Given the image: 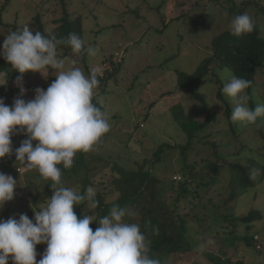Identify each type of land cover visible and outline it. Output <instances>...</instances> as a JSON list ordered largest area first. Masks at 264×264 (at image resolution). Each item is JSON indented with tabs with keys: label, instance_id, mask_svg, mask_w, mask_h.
<instances>
[{
	"label": "rangeland",
	"instance_id": "rangeland-1",
	"mask_svg": "<svg viewBox=\"0 0 264 264\" xmlns=\"http://www.w3.org/2000/svg\"><path fill=\"white\" fill-rule=\"evenodd\" d=\"M44 1L46 0H10L3 7L5 0H0V21L3 24H27L38 9H44L43 21L51 28L53 20L60 13L59 3L56 1V7L54 1H50L44 6ZM67 1L70 3L69 10L83 17L85 45L99 50L96 56L87 57L89 71L101 75L104 69H111L107 60L110 55L120 61L117 82H110L103 89L97 88L93 96L98 107L107 114L110 123V131L91 151L85 153L92 168V188L95 192L111 189L109 183L114 175L112 165L117 164L130 170H137L144 165L148 169L152 155L160 144H186L185 135L175 121L174 113L177 114V108L182 109L185 117L189 119L199 121L204 115L200 101L191 98L185 90H177L176 73L189 75L194 72L210 56L213 38L230 32L229 25L234 16L248 13L253 17L260 34L264 36V0ZM51 3L53 5L49 8ZM9 32L7 28H0V47ZM80 58L79 55L71 53L63 59L66 67H72L71 61L74 60V66L80 67L85 73ZM54 71L49 69L47 77L32 72L24 75L23 87L26 91L23 99H33L37 88L46 90L55 79ZM230 75L227 69H214L208 78L201 81L197 93L217 118L205 131L197 135L194 146L204 147L201 148L203 151L216 139L219 143L217 151L227 156L226 158H229L230 153L248 146L253 151L246 150L247 154H243L245 156H242V162L244 158L252 157L256 163L261 164L264 161V117L250 128H244L247 123L237 122L235 128L237 127L238 132L241 131L240 139L231 133L225 118L223 101H227L234 108V104L222 94V87ZM15 82H6L12 87L14 98L20 91ZM250 87L246 90L250 97L249 102H255L256 106L264 103V66L257 71L255 82ZM206 149L208 153L192 155L194 159L191 163L196 164L194 173H199L203 167V154L207 157L214 151L211 146ZM179 153L178 149L165 152L160 163L153 168L164 188L172 176L179 177L174 172L181 166ZM18 165L24 167L21 162ZM11 176L17 181V187L13 200L6 202L0 209V220L13 216L18 219L20 214L29 211H32L31 219L34 220V212L46 206L47 199L51 197L52 185L48 186L49 180L43 178L37 170ZM61 179L65 187L72 188L77 184L73 176L63 175ZM205 192L201 189L200 200H205V205L210 207L206 202L209 195ZM211 194L213 202L217 203L219 198L216 193ZM164 196L169 203L174 198L169 193ZM189 196L195 203L198 202ZM115 198V195H107V200ZM183 205L186 207V203L183 202ZM235 206L237 216H245L252 208H259L264 213V175L262 182L245 191ZM219 208L222 209L221 206ZM191 217L187 234L191 250L170 258H162L161 264H213L211 258L221 263L243 259L247 264H264V249L257 253L239 241H232L226 247L222 240L223 232L217 231L212 224L201 228L198 220L193 222L195 216ZM255 228L261 230V233L254 239L264 244V219ZM243 231L244 228L240 227L236 232L241 235ZM45 249L46 244L36 246L37 261ZM8 264H13L11 258Z\"/></svg>",
	"mask_w": 264,
	"mask_h": 264
},
{
	"label": "clouds",
	"instance_id": "clouds-1",
	"mask_svg": "<svg viewBox=\"0 0 264 264\" xmlns=\"http://www.w3.org/2000/svg\"><path fill=\"white\" fill-rule=\"evenodd\" d=\"M229 28L234 36L247 35L254 31L255 22L242 13L233 17ZM65 43L76 54L86 51L96 56L99 51L86 48L76 33H70L65 41L27 26L10 31L0 47V56L20 73L15 82L20 91L12 105L0 98V159L14 154L25 171L37 170L52 182L53 189L46 206L33 211L34 220L26 214L0 220V264H8L9 258L13 264H161L149 256V242L140 226L126 221L135 215L128 206L113 205L98 223L91 215L78 218L74 206L85 201L92 209L99 206L95 191L88 187L81 194L63 186L60 166L70 169L77 153L91 151L110 131L107 114L93 103L99 86L96 73L85 75L74 66V60L72 67H66L65 59L58 55V47ZM49 69L55 70L54 81L46 90L35 89L33 99H23V74L47 77ZM6 81L0 78V86ZM250 85V80L230 75L222 87V94L234 104L233 123L255 124L264 117V103L249 107L246 90ZM16 131L27 138L13 153L11 137ZM16 187L11 175L0 172V209L13 200ZM92 223L97 225L95 230ZM40 244H46V249L37 261L36 246Z\"/></svg>",
	"mask_w": 264,
	"mask_h": 264
},
{
	"label": "trees",
	"instance_id": "trees-1",
	"mask_svg": "<svg viewBox=\"0 0 264 264\" xmlns=\"http://www.w3.org/2000/svg\"><path fill=\"white\" fill-rule=\"evenodd\" d=\"M9 1L5 0L3 7ZM50 1H54V6L56 7V1H58L59 4H57L60 8L59 16L53 20L51 28H48L43 21L44 15L42 11L44 9H38L31 22L27 24H3L0 21V28L15 31L27 26L33 32L40 31L46 36H55L57 39L65 41L70 33H76L84 40L83 17L79 14L77 15L75 11L69 10L70 3L67 0H46L44 1V6ZM52 5L51 3L49 8ZM85 47L87 48L86 45ZM71 53L73 52L67 43L58 47L60 58L68 57ZM77 55L81 57V63L84 66L86 75H90L92 72L89 71L87 64L89 54L86 51H82ZM107 60L111 64V69H104L101 75L96 74L99 80V86L97 87L99 89L101 87V89L105 88L110 82L116 83L117 75L120 73V61L116 60L113 55H110ZM263 66L264 36L260 34L256 26L251 34L234 36L231 32H224L214 37L210 56L204 59L194 72L189 75L176 73L177 90H185L191 98L200 101L204 115L199 121L189 119L185 117L182 109L177 108V114L174 113L175 121L180 131L185 135L186 144H160L152 155L151 166L148 169H145L144 165H141L137 170L126 169L117 164L112 165L114 175L111 178V183H109L111 189L95 192V199L99 201V206L95 209L90 207L89 201L74 206L77 217L92 215L94 222L98 223L99 218L106 215L113 205L128 206L135 215L126 217V221L140 226L141 231L146 236V240L149 242V256L159 260L184 254L191 250L187 235L188 225L192 218L191 215L195 216L193 222L198 220L199 227L205 228L207 225L212 224L217 231L223 232L222 240L226 247L232 241H239L251 250L261 253L264 249V244L254 238L261 233V230L255 227L258 223L263 222L264 213L259 208H252L245 216H237L235 203L244 195L245 191L255 188L262 182L264 161L260 164L256 163L254 158L248 157L244 158V162H242V156L247 154L248 146L240 148L235 153H230L229 158H226L227 156H223L217 151L219 143L215 141L216 139L209 145L207 144L214 148V151L211 153V157L209 154L207 157L203 154V167L199 173H194L196 164L191 163V161L194 159L192 155L197 156L200 153H208L206 149L208 146L202 151L201 148L204 147L194 146V140L198 134L205 131L217 118L216 114L209 110L201 95L197 93L201 81L208 78L214 69L220 71L227 69L231 75L250 80L251 85H253L257 71ZM0 73H4L3 77L0 78L7 79L8 82L16 81V78L20 75L2 56H0ZM28 73H24L23 76ZM12 97L13 89L11 86L7 84L0 86V98L6 102ZM218 97L221 98L220 95ZM95 99L93 98V103L98 107ZM249 104L250 108L254 109L256 107V103L253 101H250ZM223 105H225L224 115L228 121L229 129L236 138L240 139L242 136L240 135L241 131H237V127L235 128L236 123H233L230 119L233 109L227 104V101H223ZM260 120L262 119L258 118L257 122ZM253 125L246 124L244 128H250ZM173 149L180 151L181 166L174 170L179 175L180 180L176 181L174 179L176 176H172L174 180L170 178L171 180L165 183L166 188H164V184L154 173L153 168L160 163L161 157L165 152ZM248 151L253 150L249 149ZM87 158L88 156L85 153H77L70 169H63L62 165L60 166L62 176H73L77 180V184L72 189L81 194H85L87 188L92 187L94 182V176H91L92 168ZM262 160H264V156ZM15 162L18 163L19 161L15 159ZM173 181H176V183ZM50 185H52V182L49 180L48 186ZM48 186L47 188H49ZM215 187H218V189H215ZM201 189H204L205 193L209 195L206 202L210 207L205 205V200H200ZM211 192H215L217 198H219L217 203L213 202ZM166 193H169L172 198L174 195L171 203L165 199L164 194L166 195ZM107 195H115L116 198L107 200ZM189 195L198 202L195 203ZM183 202L186 203V207ZM231 204L233 206H230ZM220 206L222 209L219 208ZM225 211L227 212L225 213ZM25 214L30 219L33 217L32 211ZM90 227L95 230L97 225L92 223ZM240 227L244 228L241 235L236 232ZM211 261L213 264H247L243 259L227 263H221L219 260L212 258Z\"/></svg>",
	"mask_w": 264,
	"mask_h": 264
},
{
	"label": "built area",
	"instance_id": "built-area-1",
	"mask_svg": "<svg viewBox=\"0 0 264 264\" xmlns=\"http://www.w3.org/2000/svg\"><path fill=\"white\" fill-rule=\"evenodd\" d=\"M15 98L12 97L8 99L5 104L8 106H11L13 103V100ZM27 136L22 132V131H16L12 137H11V142H12V148H13V153L15 152V149L18 148L23 140H25ZM15 155L11 156H6L2 159H0V172L6 173V174H22L25 172L24 167L19 166L18 163L15 162ZM174 179L180 180V177H175Z\"/></svg>",
	"mask_w": 264,
	"mask_h": 264
}]
</instances>
